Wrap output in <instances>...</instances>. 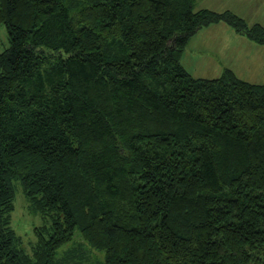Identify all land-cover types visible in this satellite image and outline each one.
Here are the masks:
<instances>
[{
	"label": "trees",
	"instance_id": "16d2710c",
	"mask_svg": "<svg viewBox=\"0 0 264 264\" xmlns=\"http://www.w3.org/2000/svg\"><path fill=\"white\" fill-rule=\"evenodd\" d=\"M196 6L0 0V264H264V83L182 59L204 27L264 26Z\"/></svg>",
	"mask_w": 264,
	"mask_h": 264
},
{
	"label": "rangeland",
	"instance_id": "374dc122",
	"mask_svg": "<svg viewBox=\"0 0 264 264\" xmlns=\"http://www.w3.org/2000/svg\"><path fill=\"white\" fill-rule=\"evenodd\" d=\"M222 2L226 7L239 10V8L237 9L239 0H222ZM261 6L264 7V2L261 3ZM196 10H200V8L196 6ZM235 14L245 19L249 27L256 24L264 26V15L262 17V15L257 16L242 12ZM254 45L264 47V45L252 41L228 24L221 22L204 27L197 32L186 46L182 59L185 67L194 77H219L225 69L229 68L246 81L264 83V58L257 53L258 51L252 50ZM9 47L7 29L4 24L0 23V54ZM42 224L41 218L29 208L21 184L15 182L14 211L11 215V225L27 252H32L31 248L36 242L34 227ZM86 257L88 260L86 264H93L96 258L103 259V254L90 253Z\"/></svg>",
	"mask_w": 264,
	"mask_h": 264
},
{
	"label": "crops",
	"instance_id": "0c3cea01",
	"mask_svg": "<svg viewBox=\"0 0 264 264\" xmlns=\"http://www.w3.org/2000/svg\"><path fill=\"white\" fill-rule=\"evenodd\" d=\"M234 1H237V0H234ZM263 2L264 0H239V5L237 7V9L239 8L238 11H236V8L226 7L223 4L222 0H198V7L200 9L205 8V9H210L213 11L231 10V11H234L235 13L242 12L245 14L249 13V14L257 15V16L262 15L263 17L264 7L261 6V3ZM258 47H259V50H257ZM252 50L258 51L257 53H259L264 58V47L263 46L254 45V47H252Z\"/></svg>",
	"mask_w": 264,
	"mask_h": 264
}]
</instances>
